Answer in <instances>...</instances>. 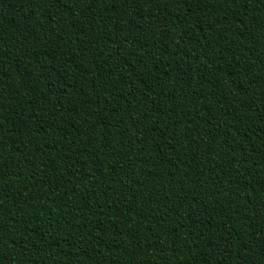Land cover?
Segmentation results:
<instances>
[{"label": "trees", "instance_id": "1", "mask_svg": "<svg viewBox=\"0 0 264 264\" xmlns=\"http://www.w3.org/2000/svg\"><path fill=\"white\" fill-rule=\"evenodd\" d=\"M0 264H264V0H0Z\"/></svg>", "mask_w": 264, "mask_h": 264}]
</instances>
